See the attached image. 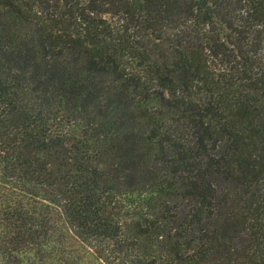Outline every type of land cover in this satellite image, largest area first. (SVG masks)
Listing matches in <instances>:
<instances>
[{"label":"trees","instance_id":"obj_1","mask_svg":"<svg viewBox=\"0 0 264 264\" xmlns=\"http://www.w3.org/2000/svg\"><path fill=\"white\" fill-rule=\"evenodd\" d=\"M0 264H264V0H0Z\"/></svg>","mask_w":264,"mask_h":264}]
</instances>
